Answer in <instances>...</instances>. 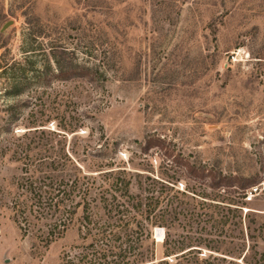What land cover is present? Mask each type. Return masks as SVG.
Returning a JSON list of instances; mask_svg holds the SVG:
<instances>
[{
	"label": "rangeland",
	"instance_id": "1",
	"mask_svg": "<svg viewBox=\"0 0 264 264\" xmlns=\"http://www.w3.org/2000/svg\"><path fill=\"white\" fill-rule=\"evenodd\" d=\"M55 48L97 70L99 82L32 81L9 96L23 60L34 62L24 72L30 79ZM11 106L18 109L9 126ZM24 132H44L57 158L71 155L96 181L130 172L134 193L152 184L232 198L231 189L194 181L186 164L257 176L255 197L237 205L244 234L256 238L244 237L246 252L255 247L247 262L264 264V0H0V264H60L78 243L75 228L45 245L23 237L11 218ZM149 138L159 141L143 151ZM200 227L217 239L211 224ZM161 230H153L157 258Z\"/></svg>",
	"mask_w": 264,
	"mask_h": 264
},
{
	"label": "trees",
	"instance_id": "2",
	"mask_svg": "<svg viewBox=\"0 0 264 264\" xmlns=\"http://www.w3.org/2000/svg\"><path fill=\"white\" fill-rule=\"evenodd\" d=\"M55 49L51 50L52 60H45L40 69L31 70L30 79L24 72L34 62L23 60L24 65L18 66L21 75L12 80L9 96L22 95L32 81L44 86L76 79L99 82L97 70L81 65L71 57L73 53ZM16 109L18 106L9 108L13 117L9 126L16 121ZM36 127L43 125L30 128ZM62 129L66 132L67 128ZM67 132L76 131L71 128ZM28 133L20 137L29 140L28 143L19 144L14 150L22 164V174L18 192L10 202L11 218L23 237L31 235L45 245L75 228L78 243L62 255L60 264H248V251L255 247L246 252L247 235L242 230V208L237 203L258 183L257 176H226L205 166L186 164L194 181L203 183L208 179L207 187L213 191L231 189L228 194L232 198H221L218 194L209 198L194 192L186 196L172 187L152 184L145 188L139 185L134 193L130 172L106 171L96 181L82 171L71 155H65L63 160L57 158L41 137L44 132L38 137ZM157 141L146 139L143 151L157 145ZM104 151L93 156H102ZM110 165L108 162L103 167ZM177 195L188 200L179 202ZM206 224L216 230L217 239H207L197 230L201 226L200 231H204L202 225ZM225 226V234L221 236ZM155 228L165 231L159 258L153 237ZM196 231L199 236L194 238ZM245 231H250L249 225ZM247 239L256 238L250 235Z\"/></svg>",
	"mask_w": 264,
	"mask_h": 264
},
{
	"label": "built area",
	"instance_id": "3",
	"mask_svg": "<svg viewBox=\"0 0 264 264\" xmlns=\"http://www.w3.org/2000/svg\"><path fill=\"white\" fill-rule=\"evenodd\" d=\"M256 192H257L256 187L250 188L245 194L244 201L250 202L255 197Z\"/></svg>",
	"mask_w": 264,
	"mask_h": 264
},
{
	"label": "water",
	"instance_id": "4",
	"mask_svg": "<svg viewBox=\"0 0 264 264\" xmlns=\"http://www.w3.org/2000/svg\"><path fill=\"white\" fill-rule=\"evenodd\" d=\"M11 22H7L6 24L3 25L2 27V30L4 31L8 26H10ZM159 231V230H156V232ZM162 231V238L164 237V233H163V230ZM157 235V234H156Z\"/></svg>",
	"mask_w": 264,
	"mask_h": 264
},
{
	"label": "bare ground",
	"instance_id": "5",
	"mask_svg": "<svg viewBox=\"0 0 264 264\" xmlns=\"http://www.w3.org/2000/svg\"><path fill=\"white\" fill-rule=\"evenodd\" d=\"M158 230H160V229H158ZM160 231H158V233H159ZM157 235H159V234H157Z\"/></svg>",
	"mask_w": 264,
	"mask_h": 264
}]
</instances>
